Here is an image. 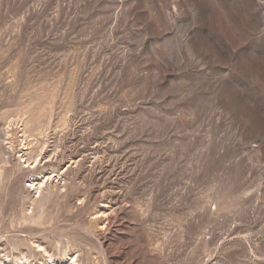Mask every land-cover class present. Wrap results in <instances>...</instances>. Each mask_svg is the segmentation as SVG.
I'll return each instance as SVG.
<instances>
[{"label":"rangeland","instance_id":"obj_1","mask_svg":"<svg viewBox=\"0 0 264 264\" xmlns=\"http://www.w3.org/2000/svg\"><path fill=\"white\" fill-rule=\"evenodd\" d=\"M264 264V0H0V264Z\"/></svg>","mask_w":264,"mask_h":264},{"label":"bare ground","instance_id":"obj_2","mask_svg":"<svg viewBox=\"0 0 264 264\" xmlns=\"http://www.w3.org/2000/svg\"><path fill=\"white\" fill-rule=\"evenodd\" d=\"M19 264H21V263H19Z\"/></svg>","mask_w":264,"mask_h":264}]
</instances>
